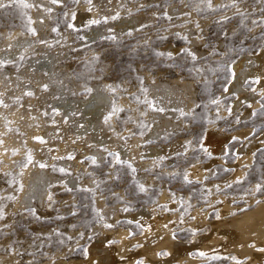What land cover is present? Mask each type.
I'll return each mask as SVG.
<instances>
[{"label":"bare ground","instance_id":"6f19581e","mask_svg":"<svg viewBox=\"0 0 264 264\" xmlns=\"http://www.w3.org/2000/svg\"><path fill=\"white\" fill-rule=\"evenodd\" d=\"M4 1L9 0H0V3ZM23 1L32 6V24L38 33L29 36L19 27L11 28L9 31L0 29V58L5 60H20L28 51L34 49L35 42L42 45L45 40L49 41L48 31L51 30L52 11L44 7L52 5V2L49 0ZM70 1L56 0L55 4L64 3L63 6L67 7ZM146 1L78 0L75 5L78 12L73 22L79 29L86 27L83 35L88 41H94L106 35L118 36L129 29L135 31L137 26L146 23L145 21L151 18L146 14L134 12L138 4ZM219 5L221 7L236 5L235 8H229L218 14L220 19H226L239 13L238 9L242 7L232 0H214L212 4L210 2V11H216ZM184 8L178 6L173 9L171 6L169 10L178 16L182 14L180 20L184 21L195 14L194 10H191L188 16L184 15ZM76 10L69 9L70 19ZM257 14H259L258 19H264V8ZM93 20L98 23H90ZM170 28L175 30L176 27ZM196 29L191 23L185 24L180 29L182 33L185 32L188 35L192 46L200 42L201 35L196 33ZM201 30H204V27ZM67 45L64 47V53L68 52ZM162 48L177 52L181 51L182 47L165 43ZM64 53L56 49L46 55L39 54L32 58L29 57V61L23 64L22 69L20 68V82L19 78L12 75L6 78L4 71H0V96L5 102V104L0 103V139L2 140L0 159L3 161L1 167L8 168L10 165L8 163L13 161L14 157L9 155L12 148L17 149V152L23 149L24 145L22 146L21 140H17L15 136L17 134L14 130L16 124L19 125L32 155V159L22 169L23 186L14 203L15 207L20 206V209L29 207L35 203L33 198L41 204L42 198L50 196L51 191L48 190L47 184L53 177L49 175L45 167L40 166V163L75 172L77 167L85 169L79 161L80 157H93L96 162L100 163L109 153H114L119 160L136 167L137 178H140L143 183H149L150 188L159 185L160 189H157V199L153 203L142 204L137 208L125 203L118 204V201L110 202L105 200L103 195L96 197V207L102 217L115 227H101V233L87 245L85 258L66 259L61 252L59 259L54 263L46 259L42 264H136L140 259L142 264H223L224 257H229V264H264V171L260 173L261 179L250 174V170L257 162L258 152L264 150V127L257 132L254 128L257 123L251 122L263 107L264 42L257 49L248 50L233 61L232 77L225 86L227 87L226 92L234 94L232 102L228 108H225L224 98L221 95L214 106L212 112L215 114L214 117L229 118L232 129L226 130L223 123H219L217 118H212L213 120L208 121L201 134L198 144L193 143L185 134L187 131L186 125L183 124L185 119L181 117V114H186L197 104L196 88L192 81L180 77H166L163 81H151L148 78L147 89L149 88L150 96L153 98L155 111L148 110L146 114L136 115L135 107H132L134 109L131 110V116H134V123L127 124L124 130H120L117 128L116 117L114 118L113 115L119 109L118 103L109 94L104 81H97V79L91 83V93L83 98L72 97L70 94L73 89L82 87V84L75 83L76 81H68V83L66 81L59 85L56 92L66 91V93H64L65 96L59 94L58 98L54 97L55 92L51 90L52 88H50L51 91H40L35 88L36 85L33 88L29 84V81L37 85L42 80L50 82L52 74L62 67L59 63ZM43 69L47 70L48 76L42 74ZM252 81H254L253 87H249ZM50 84L53 82L51 81ZM27 90H31L35 95L30 96ZM16 96L23 98L20 106L11 104L13 102L11 98ZM120 101L125 105H130L128 101L123 99ZM53 109H58L59 112H55L52 118L47 117L46 115H49ZM138 116L143 117L148 123L144 133L138 132V123L142 119ZM5 117H9L12 122L16 123L13 126L14 129L5 125ZM236 120L238 122L234 123ZM262 125L264 126V120ZM232 145H235L236 149L233 160L229 152ZM199 148L204 153L195 157ZM68 154L74 155L75 159L73 161L66 159ZM183 154H189V157L186 171L184 170L187 179L184 185L185 191L180 193L170 188L168 178L172 175V170H175L172 167L174 160ZM219 167L230 170L222 179H216V169ZM64 179L72 186L78 182L73 175H68ZM84 183L90 186L94 181L86 179L80 182V184ZM258 185L259 188H257ZM197 186L203 193L196 195ZM68 199L71 198L68 196ZM129 205H131L130 202ZM119 221L137 224L142 231L138 235L131 236L129 228L125 229L117 225ZM112 238L118 241L113 244L109 243ZM28 241L26 242L27 247L30 245ZM71 249H73L72 246ZM202 252L206 255L201 256ZM7 253H0V264H13L14 255Z\"/></svg>","mask_w":264,"mask_h":264},{"label":"rangeland","instance_id":"374dc122","mask_svg":"<svg viewBox=\"0 0 264 264\" xmlns=\"http://www.w3.org/2000/svg\"><path fill=\"white\" fill-rule=\"evenodd\" d=\"M49 1L52 2V5L44 7L52 11L51 30L48 31L49 41L45 40L42 45L35 42L34 49L28 51L20 60H5L0 58V71H4V76L6 78H10L12 75L13 77L19 78L18 81L20 82L19 73L23 68L22 66L29 61L28 59L39 54L46 55L56 49L64 53V47L68 44V52L63 54V58L59 63L62 67H59L57 72L52 74L51 81L53 84H50L51 81L48 82V80H42L39 85L29 81V84L33 86V88L36 85L35 88H38L40 91L52 90L55 92L54 97L58 98L60 95L65 96L64 93H66V91H64V93L56 92L60 87L59 85H62L66 81V83H68V81H76L75 83L82 84L83 88L73 89L70 94L72 97L78 96L83 98L91 93V83L95 82L97 79V81H104L109 90V94L114 101L118 103L119 109L113 114L114 118L116 117L117 128L124 130L127 124L134 123V116H131V110L134 109L132 107H135L134 110L137 112L136 115H140V113L146 114L148 110L155 111L153 107V98L150 96L149 88L147 89L149 80L163 81L166 77L187 78L193 82V86L196 88L195 97L197 100L196 106L188 110L186 114H181V117L185 119L183 124L186 125L187 131L185 134L190 137L189 139L192 140L193 143L198 144L201 134L206 128L208 121L210 122L212 118H217L219 123H223V127H225L226 130L232 129L229 118L221 119L218 116L214 117L215 114L212 112L215 108L214 106H216L217 99L220 98L221 95L224 98L223 106L225 108H228L232 102L234 94L226 92L227 87L225 86L228 85L232 77L231 66L233 61L240 54L246 53L248 50L257 49V47L264 42V19H258L259 14H257L258 11L264 8V0H232L234 3H239L242 7L238 9V11L240 10L239 13L231 15L226 19H220V16L217 15L229 8H235L236 5H229L228 7H221L219 5L216 11L211 12L210 2L212 4L214 0H201V2H199L200 0H147L145 3L138 4L134 8V12L143 13L151 17L149 20L145 21L146 23L137 26L135 31L129 29L118 36L106 35L98 37L94 41L85 40L83 33L86 27L79 29L74 25L73 20H75L74 18L78 12L75 5L78 0H71L67 7L63 6L64 3L56 5V2L54 3L53 0ZM2 3L5 6L0 7V29L9 31L11 28L19 27L29 36H34L38 33V30L35 28L34 24H32L33 18L31 17H33V15H31L32 6L30 3L23 0H9ZM195 3L198 5L196 6ZM29 4V7L24 6ZM171 6L173 9H176L178 6L185 7L183 10L184 15L188 16L191 10H194L195 14L191 18L181 21L180 17L182 14L178 16L175 15L174 12L172 13L169 10ZM71 8L76 10L71 16L72 19H70L69 15V9L72 10ZM202 22H204V24H201ZM187 23L194 24L195 29L197 27L196 33H199V36L201 35L199 37L200 42L196 46H192L188 35L185 32L182 33L180 30ZM232 25H236L237 27ZM170 27L176 28L174 30ZM203 27L204 30H201ZM29 29L34 31H30ZM65 32L67 34H65ZM165 43L181 46V51L172 52L165 50L162 48V45ZM71 44L72 46H70ZM231 50H233V52ZM83 69H86L85 71L87 72ZM42 74L48 76L47 70L43 69ZM253 84L254 81H252L249 87H253ZM50 88L52 89L50 90ZM31 92V90H27L30 96H34L35 93ZM118 96H120V99L130 102V105L122 103ZM11 99H13L11 104H16L17 106H20L23 100L20 96L12 97ZM0 103L5 104L1 96ZM262 105L261 111L256 114L251 121L257 123V125L254 126L257 132L264 127L262 125V121L264 120V100L262 101ZM141 110H143V112ZM55 112H59V110L53 109V111L46 116L52 118ZM139 118L142 119L140 123H138V132L140 133L142 131L144 133L145 129L148 127V123L143 117ZM186 118L188 119L186 120ZM235 122H238V120L234 121V123ZM4 123L10 129H14L13 126L16 124L12 122L9 117H5ZM182 127L183 126H181V129H183ZM14 130L17 132V134H15L17 140H21L22 146L24 145L23 149L18 150L19 152H17L15 148L11 149L9 155L10 157H14V159L11 163H8L10 164L8 168L1 167L3 161L0 159V253L6 254L8 252V255H14L12 259L13 264H42L46 259L54 263L59 259L61 252H63L62 255L66 259L71 257L85 258L87 245L90 244V241L96 235L101 233V227H115L102 217L100 211L96 207V197H101L103 195V197L106 198L105 200L114 203L118 201V204L125 203L134 208L142 204L153 203L157 199L158 190L160 189L159 185L151 187L153 189L151 191L149 183H143L140 178H137L138 173H136V167L126 161L119 160L114 153H109L100 163L96 162L93 157H80L79 161L84 165L85 169L82 170V168L77 167L75 172L69 169L40 163V166L44 165L49 175L55 178H51V181L47 184L48 190L51 191L49 192L50 196L42 198L41 204H39L37 199L33 198L32 200L35 203L31 206L22 209L19 208L20 206L15 207L14 203L23 186L21 182L22 169L32 159V155L29 149L30 147L26 144L18 124L15 125ZM0 142H2L1 139ZM229 152L231 160H233V157L236 155L235 145L230 147ZM203 153L204 151L199 148L195 157ZM29 157L31 159H29ZM188 157L189 154H183L181 157L174 160V165L172 167L175 170H172V175L168 178L170 179L169 186L174 192L183 193L185 191L184 185H186L187 182L185 171L188 164ZM66 159L73 161L75 157L74 155L68 154ZM256 161L254 168L249 172L253 176H256L257 179H261L260 173L264 171V150L258 152ZM216 171V179H222L230 170L219 167ZM68 175H73L77 179L78 182L74 184V186L71 184L69 185L67 180L64 179ZM52 179L54 181H52ZM86 179H93L94 185L90 184L89 186L87 183L80 184L82 180ZM198 187L199 186L195 188V190L198 191L196 195L203 193V191H200V187ZM114 191H116V193ZM68 196L71 199H68ZM52 197L53 199H51ZM48 198H50V200ZM133 198H135L134 202L136 201V203L133 202ZM129 202L132 206L129 205ZM117 225L125 229L129 228L131 230V236L138 235L142 231L139 225L127 221H119ZM93 229H95V231ZM27 241L31 248L26 246ZM117 241V239L112 238L109 240V243L113 244ZM71 246L73 249H71ZM228 258L229 257H224L225 263L222 261L223 264L230 263ZM136 264H142L141 259L138 260Z\"/></svg>","mask_w":264,"mask_h":264},{"label":"snow or ice","instance_id":"6c2138e0","mask_svg":"<svg viewBox=\"0 0 264 264\" xmlns=\"http://www.w3.org/2000/svg\"><path fill=\"white\" fill-rule=\"evenodd\" d=\"M53 2L55 3L56 2V0H53ZM5 5L3 4V3H0V7H4ZM25 7H29L30 5H24ZM90 23H98V21H95V20H93V21H90ZM30 31H34V30H32V29H29ZM36 139H39V138H36ZM29 159H31L30 157H29ZM41 167H44V165H41ZM257 188H259V185L257 186ZM166 254V253H165ZM200 255L201 256H203V255H206L205 253H200Z\"/></svg>","mask_w":264,"mask_h":264}]
</instances>
